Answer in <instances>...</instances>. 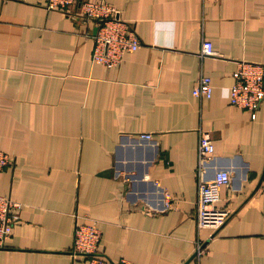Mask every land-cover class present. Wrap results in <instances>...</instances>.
Here are the masks:
<instances>
[{
  "label": "crops",
  "instance_id": "0c3cea01",
  "mask_svg": "<svg viewBox=\"0 0 264 264\" xmlns=\"http://www.w3.org/2000/svg\"><path fill=\"white\" fill-rule=\"evenodd\" d=\"M92 1L141 40L117 67L93 62L97 27L79 7L0 0V195L23 206L0 264H87L75 229L93 222L109 262L264 264V103L254 119L230 101L239 63L264 64V0ZM203 76L211 98L193 94ZM201 131L207 179L231 177L213 237L197 225Z\"/></svg>",
  "mask_w": 264,
  "mask_h": 264
},
{
  "label": "built area",
  "instance_id": "2783aa9c",
  "mask_svg": "<svg viewBox=\"0 0 264 264\" xmlns=\"http://www.w3.org/2000/svg\"><path fill=\"white\" fill-rule=\"evenodd\" d=\"M79 7L83 21L92 22L97 27L95 35V49L93 62L108 68L117 67L127 53L137 51L141 47V40L129 24L119 17V12L105 2L92 0H48L49 10L68 13L70 9ZM212 54L211 43L203 45L202 55ZM235 82L230 89L231 104L240 109L248 110L256 118V113L264 103V64L242 61L234 73ZM193 94L198 98L213 96L212 80L203 76L199 80ZM144 140H153L152 134H142ZM215 159V146L209 131L200 132L198 147L197 175L199 177L197 197V225L200 230L210 229L211 237L219 231L229 220L231 213L219 206L220 191L230 183V173L218 171L208 180L206 175L209 166ZM12 163V158L0 150V171L5 170ZM22 204L9 196L0 195V248L5 246L11 237L14 227L20 222ZM102 231L96 222L80 224L75 229V256L82 257L87 264H133L122 259L118 263L106 261L100 253ZM204 251L199 243L197 255Z\"/></svg>",
  "mask_w": 264,
  "mask_h": 264
}]
</instances>
